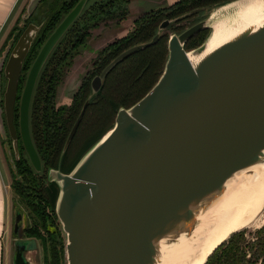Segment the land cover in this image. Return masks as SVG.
Segmentation results:
<instances>
[{
    "label": "water",
    "instance_id": "95a60500",
    "mask_svg": "<svg viewBox=\"0 0 264 264\" xmlns=\"http://www.w3.org/2000/svg\"><path fill=\"white\" fill-rule=\"evenodd\" d=\"M40 1L28 0L20 27ZM86 1L79 0L44 41L20 93L19 134L37 172L42 163L29 126L36 81ZM235 1L240 0L190 11L187 15L211 10L180 33L169 34L163 71L151 89L131 106L119 107L114 124L69 172L47 170L48 181L58 188L55 214L65 236V264H169L178 245L200 237L195 231L201 218L225 194L229 182L264 164V23L246 25L207 50L211 12ZM179 18L164 19L151 40L118 54L91 79V93L99 91L116 63L154 43ZM204 29L209 31L202 43L185 49L186 41ZM38 30L39 25L28 23L0 57V81L1 76L6 80L2 100L6 127L1 108L0 127L11 139L7 155L15 173L19 150L14 107L23 62ZM22 221L16 211L12 264H32L26 254L34 239H22Z\"/></svg>",
    "mask_w": 264,
    "mask_h": 264
},
{
    "label": "trees",
    "instance_id": "16d2710c",
    "mask_svg": "<svg viewBox=\"0 0 264 264\" xmlns=\"http://www.w3.org/2000/svg\"><path fill=\"white\" fill-rule=\"evenodd\" d=\"M79 0H41L33 13L24 20L22 27L18 20L11 27L6 41H16L24 27L32 22L39 25L35 38L24 59L16 100L26 74L40 47L62 18ZM130 0H87L84 8L68 27L48 55L36 81L30 104L29 126L34 147L42 163L41 172L30 164L19 142V159L14 161L16 173L10 168V188L26 209L29 225L23 226V234L39 239L43 264H64V241L59 242L60 224L55 214V200L58 188L47 179L49 168L69 172L83 153L96 142L113 124L119 107H129L143 97L161 75L167 58V40L171 32L180 33L184 27L180 22L189 18L190 11L209 7L228 0H175L168 6L145 11L133 20V27L122 37L98 50L91 69L82 77L71 96L69 104H56V90L66 70L72 65L88 40L91 30L108 21L124 20L128 17L127 3ZM178 20L161 31L158 39L140 48L116 63L102 80L97 93H91V79L125 49L152 39L158 25L164 19ZM204 29L186 41L185 49L198 46L208 34ZM83 115L76 131L64 151L63 145L85 102ZM19 103L14 107L15 122L19 126ZM10 143V138L7 139ZM18 210V207H15ZM22 213L21 211H19ZM23 219H24V215ZM204 264H264V225L250 235L245 229L232 233L218 245Z\"/></svg>",
    "mask_w": 264,
    "mask_h": 264
},
{
    "label": "bare ground",
    "instance_id": "6f19581e",
    "mask_svg": "<svg viewBox=\"0 0 264 264\" xmlns=\"http://www.w3.org/2000/svg\"><path fill=\"white\" fill-rule=\"evenodd\" d=\"M264 23V0H240L211 12L207 50L249 24ZM229 182V188L201 218L196 229L200 237L183 242L169 264H202L207 254L255 215L264 210V164L250 168ZM259 221L256 227H259Z\"/></svg>",
    "mask_w": 264,
    "mask_h": 264
},
{
    "label": "rangeland",
    "instance_id": "374dc122",
    "mask_svg": "<svg viewBox=\"0 0 264 264\" xmlns=\"http://www.w3.org/2000/svg\"><path fill=\"white\" fill-rule=\"evenodd\" d=\"M175 0H130L127 3V9L129 11V15L124 20H113L108 21L106 24H100L99 27L91 30V34L86 41V44L79 49L78 54L74 57L72 61V65L66 70L65 76L63 80L60 82V84L57 87L56 90V104H69L71 101V96L74 93V91L77 89L78 85L80 84V81L82 77L86 74L88 70L91 69V64L96 56L98 50H100L102 47L107 45L108 43L116 40L119 37H122L125 35L128 31H130L133 27V20L141 13L152 10L161 6H168L171 3H173ZM26 4L22 7V9L18 12L15 22L18 20V26L21 25L23 21V14L25 12ZM209 10V9H208ZM208 10H204L201 12L193 13L189 16V18L185 19L184 21L180 22L182 27L186 29L190 25H192L194 22L199 21L201 18L205 17L207 14H209ZM7 37V35H6ZM4 40L0 43V57L2 56L5 47L8 45L9 41H6L5 46L3 44L5 43ZM6 80L3 76H1L0 81V108L2 109V118L4 120V114H3V92L5 89ZM4 136V132L2 127H0V165L3 168V171L6 176V184L9 187V191L11 193V200H12V217H14V214L16 211H21L22 215H24V219L22 221V225L27 226L30 223L29 218L27 217L26 209L22 206L18 198L15 196L13 191L10 188L11 183V174H10V168L11 163L9 162V158L7 155V145L6 143L9 141ZM19 147V144H18ZM15 207H18V210ZM259 221V227L264 225V210L263 214L259 213L252 217L249 221H247L243 226L245 227L246 233H250L259 228L256 227V224ZM59 223V222H58ZM60 224V223H59ZM12 226H13V218H12ZM22 226V228H23ZM60 230V232H59ZM59 236H57L58 246L60 241H64L65 236L62 232L61 226L58 228ZM27 237L26 235H22V239H34V238H23ZM15 238L14 235L11 234L10 237V246H9V264H12L11 262V256H12V246ZM32 250L28 252L26 255L29 257L32 264H42V258L44 254V250L42 248V244L40 240L34 239L32 242ZM65 264V262H64Z\"/></svg>",
    "mask_w": 264,
    "mask_h": 264
},
{
    "label": "crops",
    "instance_id": "0c3cea01",
    "mask_svg": "<svg viewBox=\"0 0 264 264\" xmlns=\"http://www.w3.org/2000/svg\"><path fill=\"white\" fill-rule=\"evenodd\" d=\"M27 2L28 0H0V43L9 33L18 12ZM12 218L11 193L0 165V264H9Z\"/></svg>",
    "mask_w": 264,
    "mask_h": 264
},
{
    "label": "flooded vegetation",
    "instance_id": "af4514ba",
    "mask_svg": "<svg viewBox=\"0 0 264 264\" xmlns=\"http://www.w3.org/2000/svg\"><path fill=\"white\" fill-rule=\"evenodd\" d=\"M17 94H18V91H17ZM17 97V96H16ZM17 102L19 103V99L18 100H16V102H15V105L17 104ZM4 119H5V116H4ZM15 122V117L13 116V123ZM4 124H5V127H6V123H5V120H4ZM14 127H15V125H14ZM7 129V128H6ZM15 129H16V134H17V138H18V144H19V142L22 144V142H21V138H20V134H19V126H18V129L15 127ZM9 137V136H8ZM10 138V137H9ZM10 142H11V139H10ZM14 218V217H13ZM241 229H245V228H241ZM23 238H27V237H23ZM29 238V237H28ZM35 239V238H34ZM39 240V239H38ZM44 262H43V258H42V264H43Z\"/></svg>",
    "mask_w": 264,
    "mask_h": 264
}]
</instances>
